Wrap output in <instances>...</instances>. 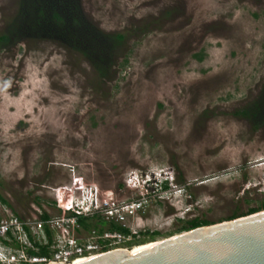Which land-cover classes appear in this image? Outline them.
Instances as JSON below:
<instances>
[{
    "label": "rangeland",
    "instance_id": "rangeland-1",
    "mask_svg": "<svg viewBox=\"0 0 264 264\" xmlns=\"http://www.w3.org/2000/svg\"><path fill=\"white\" fill-rule=\"evenodd\" d=\"M82 5L103 30L126 33L109 78L49 40L0 48V193L11 204L0 200V213L31 222L96 196L143 201L124 220L130 248L256 207L264 127L232 111L264 82V0ZM17 8L0 0V30Z\"/></svg>",
    "mask_w": 264,
    "mask_h": 264
},
{
    "label": "trees",
    "instance_id": "trees-1",
    "mask_svg": "<svg viewBox=\"0 0 264 264\" xmlns=\"http://www.w3.org/2000/svg\"><path fill=\"white\" fill-rule=\"evenodd\" d=\"M36 40H49L78 52L103 79L111 76L119 50L126 40V33L108 32L100 28L85 13L82 0H18L16 13L3 30H0V48ZM232 113L246 119L253 129L264 127V82L255 98L235 108ZM162 187L168 189V181L163 182ZM38 198L36 196L35 199L38 200ZM0 200L11 205L1 193ZM261 209H264V199L256 207L242 214H233L228 219ZM70 215L75 213L70 212ZM76 215L79 225L86 231L96 228L101 231L118 230L126 235L131 234L128 227L114 221L105 227L107 221L100 215ZM50 217L46 210L40 215L45 222ZM211 223L213 222L197 216L186 220L178 231L182 232ZM45 224L49 234L48 225ZM157 234L158 232L151 233L152 236ZM28 251L35 255H47L49 248L47 245H40L38 251L32 249Z\"/></svg>",
    "mask_w": 264,
    "mask_h": 264
},
{
    "label": "built area",
    "instance_id": "built-area-1",
    "mask_svg": "<svg viewBox=\"0 0 264 264\" xmlns=\"http://www.w3.org/2000/svg\"><path fill=\"white\" fill-rule=\"evenodd\" d=\"M80 200V199H79ZM87 209L76 205L61 206L65 212H74L75 215L50 217L45 222L40 217L28 222L17 215L0 213V263L1 264H46L49 262H66L103 252L123 248L128 243V235L118 230H99L93 228L82 235L81 226L76 214L100 215L110 221L124 226L127 211L139 209L143 201H131L120 204L111 198L96 196ZM87 206V205H86ZM48 231L46 230V224ZM38 243V244H37ZM40 245H47V255L31 254L28 250H39ZM128 248V247H127Z\"/></svg>",
    "mask_w": 264,
    "mask_h": 264
},
{
    "label": "water",
    "instance_id": "water-1",
    "mask_svg": "<svg viewBox=\"0 0 264 264\" xmlns=\"http://www.w3.org/2000/svg\"><path fill=\"white\" fill-rule=\"evenodd\" d=\"M46 264H264V209L160 241Z\"/></svg>",
    "mask_w": 264,
    "mask_h": 264
},
{
    "label": "bare ground",
    "instance_id": "bare-ground-1",
    "mask_svg": "<svg viewBox=\"0 0 264 264\" xmlns=\"http://www.w3.org/2000/svg\"><path fill=\"white\" fill-rule=\"evenodd\" d=\"M160 240H162V238H161V239H158V240H153V241L145 242V243H139V244H136V245H134V246H139V245H143V244H148V243H152V242H156V241H160ZM134 246H132V247H134ZM122 249H125V248H122Z\"/></svg>",
    "mask_w": 264,
    "mask_h": 264
},
{
    "label": "clouds",
    "instance_id": "clouds-1",
    "mask_svg": "<svg viewBox=\"0 0 264 264\" xmlns=\"http://www.w3.org/2000/svg\"><path fill=\"white\" fill-rule=\"evenodd\" d=\"M77 205H80V204H77Z\"/></svg>",
    "mask_w": 264,
    "mask_h": 264
}]
</instances>
